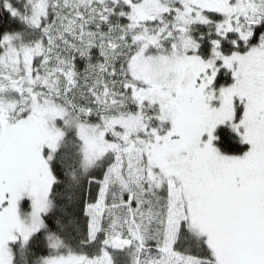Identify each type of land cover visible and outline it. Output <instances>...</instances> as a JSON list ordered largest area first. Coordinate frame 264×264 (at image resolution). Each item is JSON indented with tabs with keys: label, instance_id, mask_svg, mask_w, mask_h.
Returning a JSON list of instances; mask_svg holds the SVG:
<instances>
[{
	"label": "snow or ice",
	"instance_id": "obj_1",
	"mask_svg": "<svg viewBox=\"0 0 264 264\" xmlns=\"http://www.w3.org/2000/svg\"><path fill=\"white\" fill-rule=\"evenodd\" d=\"M0 264H264V0H0Z\"/></svg>",
	"mask_w": 264,
	"mask_h": 264
}]
</instances>
